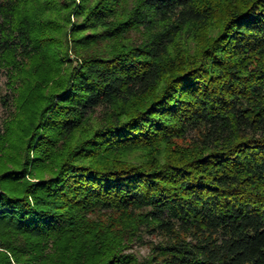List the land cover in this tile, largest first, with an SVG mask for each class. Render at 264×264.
<instances>
[{"label":"trees","instance_id":"trees-1","mask_svg":"<svg viewBox=\"0 0 264 264\" xmlns=\"http://www.w3.org/2000/svg\"><path fill=\"white\" fill-rule=\"evenodd\" d=\"M79 2L0 0V264H264V0Z\"/></svg>","mask_w":264,"mask_h":264},{"label":"rangeland","instance_id":"rangeland-1","mask_svg":"<svg viewBox=\"0 0 264 264\" xmlns=\"http://www.w3.org/2000/svg\"><path fill=\"white\" fill-rule=\"evenodd\" d=\"M70 1V0H66ZM80 0H74L76 2V5L78 6L80 4ZM212 7V16L211 19L208 21V23L204 25H200L196 31L195 35L193 37H190L189 40H186L181 45V48L184 49L183 56L185 59H192L197 58L198 54L201 53L203 48H205L212 39L215 38V36L222 30L224 27V23L226 20H228L230 13L234 10H238L239 8L243 7L244 0H207ZM26 10H34L33 5L26 2V5L22 9V11ZM25 14V13H24ZM71 21L73 22L75 19L73 17V13L70 15ZM137 36V35H134ZM72 60H74V56L71 55L70 57ZM188 59V60H189ZM6 67V66H5ZM62 68L61 71L56 73L54 76L55 80L57 81L62 75ZM10 75V71L6 68H3L0 71V132H2L3 126L7 121H13L14 115L16 116V113L18 114V111L16 106H18L20 99L25 100V98H28L29 89L26 87H20V82H14L11 81L8 77ZM52 81V80H51ZM50 81V82H51ZM48 83L47 86H43V89H47L50 86H52V83ZM52 91L57 90L55 88L51 89ZM47 92V91H46ZM16 97V105L15 102L13 105V108L9 105L5 106L3 104L2 99L8 98V97ZM16 108V109H15ZM17 111V112H16ZM26 111V110H25ZM26 113V112H24ZM97 113L96 115H99ZM100 116V115H99ZM98 116V117H99ZM178 144L181 146H187L189 142L187 141H181L177 140ZM1 159V156H0ZM93 218L98 219L97 221H101L102 223H106L107 221H113L117 216L113 215V213L110 212H101L98 214H94ZM146 231H143L142 239L136 240L133 243H131L130 248L127 250V253H132L139 259L148 258L151 256L152 249L151 245L156 244L160 241L158 237L155 235H149L148 233H145ZM0 251H5L0 248ZM48 255L54 254L55 252H52V250H48L46 252ZM55 256V255H54Z\"/></svg>","mask_w":264,"mask_h":264}]
</instances>
